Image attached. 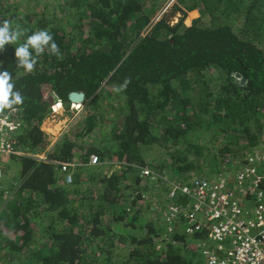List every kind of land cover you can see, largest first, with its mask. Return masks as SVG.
Returning a JSON list of instances; mask_svg holds the SVG:
<instances>
[{
    "label": "trees",
    "instance_id": "16d2710c",
    "mask_svg": "<svg viewBox=\"0 0 264 264\" xmlns=\"http://www.w3.org/2000/svg\"><path fill=\"white\" fill-rule=\"evenodd\" d=\"M167 1L0 0V26L7 20L22 33L0 48V71L10 73L13 92L23 98L0 117L12 109L21 115L17 146L24 153L14 157L17 171L0 177V264H204L191 245L203 235L188 236L182 221L181 233H165L150 221L130 237L117 224L139 221L134 209L155 180L153 165L170 177L207 176L233 158L243 165L258 148L253 129L260 134L264 126V0H175L167 10L184 14L175 25L165 14L154 19ZM194 10L197 17L186 25ZM42 30L59 55L45 47L37 56L30 48L36 64L29 72L18 66L15 50ZM236 73L250 85L237 83ZM45 91L67 108L71 92L85 95L73 138L48 151ZM98 132L103 140L95 144L90 137ZM154 146L162 159H146ZM43 153L45 161L37 157ZM93 156L97 165L88 164ZM114 158L119 172L102 170L101 162ZM73 161L78 165L66 184L57 162ZM185 201L177 196L175 203ZM121 247L130 249L124 257Z\"/></svg>",
    "mask_w": 264,
    "mask_h": 264
},
{
    "label": "built area",
    "instance_id": "2783aa9c",
    "mask_svg": "<svg viewBox=\"0 0 264 264\" xmlns=\"http://www.w3.org/2000/svg\"><path fill=\"white\" fill-rule=\"evenodd\" d=\"M174 1L169 0L171 4ZM166 11L167 8L161 15ZM63 105L61 102L54 103L49 107V115L64 111ZM49 119L48 116V123ZM21 121L22 117L15 109L0 117V157L24 154L17 146L23 130ZM57 122L60 123V118ZM61 124L66 126V121ZM63 138L64 135L58 139L49 138L47 151ZM37 157L42 161L46 159L44 153ZM246 158L230 180L188 179L169 195L172 199L184 197L186 201L182 204L173 202L164 213L162 210L161 218L166 224L182 221L185 234L192 237L203 235L195 244L199 246L197 248L204 264H264V148H256ZM57 163L61 172L65 173V183L70 184L71 169L78 163ZM96 163V156L88 162L89 165ZM141 174L148 176L151 172L143 169Z\"/></svg>",
    "mask_w": 264,
    "mask_h": 264
},
{
    "label": "rangeland",
    "instance_id": "374dc122",
    "mask_svg": "<svg viewBox=\"0 0 264 264\" xmlns=\"http://www.w3.org/2000/svg\"><path fill=\"white\" fill-rule=\"evenodd\" d=\"M43 1H44L43 2L44 4L47 3V5L51 6V5H53L55 0H43ZM24 2H25V0H24ZM24 2H23V4H24ZM24 5H26V4H24ZM54 5L56 6V4H54ZM169 5H171V2H169V0H168L167 3L164 5V8L160 9L158 11V13L155 15L154 19L157 18L159 15H161V12H163V10H165L166 8L168 9ZM195 12H196V10L194 11V13ZM194 13L192 11L188 12V14H187L188 16L184 20V23L186 25H189L191 23L190 18L195 17V16L193 17ZM197 13H198V11H197ZM154 19H153V22H154ZM180 20H181V18H176L175 20H173L171 22V24L175 25L176 23H179ZM108 91H111V90H108ZM63 107H64V111L61 112L62 115L60 116V123L57 122V123H55V125H53V124L51 125L47 121H45L43 123L42 129L44 130V132L48 135V137L50 139H53L54 137H56L58 139L60 137V135H64V137L73 138V132L76 131V128L81 123L83 116L85 114L83 103L82 104H75V105H72L70 103L68 108L65 105H63ZM107 108L108 107H106V109ZM63 121H66V126L64 124H61ZM104 128H106L105 125H103L102 129H104ZM102 129H101V131H103V133H104V130H102ZM258 130H259L258 128L253 129V135L258 137V139L256 138L258 144L255 146L262 149V148H264V146H262L264 144V126H263V129L261 130L260 134H258ZM98 133H101V132H98ZM103 133H101L102 137L99 136L97 138L96 135H94L93 137H90V141H94L96 144L98 140H101V139L103 140ZM216 142L218 144V140ZM160 152H161V150L157 146H154L151 150L149 149L148 152H145L146 159L150 160L152 157H156V156L158 157V160L162 159V157H160ZM14 157L15 156L0 157V166L2 168L1 178L7 179V178L11 177L17 171V167L15 166V162H14ZM245 159H247V158L245 157ZM238 162H239L238 159L233 158L231 160V164L228 165L227 167H225L222 170V172H220V173L214 172L213 174L207 175V176H203V175L194 176V174H192L190 176L189 175L186 176L185 178L176 177V176L170 177V175H168L165 171L162 172V169L159 168V165H153L156 170H154V169L153 170L150 169V170L152 171L153 174L155 173V175H156L155 180L150 179V181H148L149 187L146 191H144L145 193L143 194V197H141V199H139L137 201L136 204H138V206L135 207V209H134V210H138L140 212L139 213L141 215L140 219L138 222H136V224H134V227H131V226L123 227V225L121 223L117 224V227L122 228L120 233H124V235L128 236V237H130V235H134V234L140 235V233H144V232L140 231L139 226L141 224L145 225L146 223H148L150 221H152L154 228L157 227L159 229H162V231L165 230V233L169 232V231H173L174 229H177L175 231H178L179 233H181L182 232L181 226L177 225V222L173 223L171 226H168V225H166V223L161 218L162 217V210L164 213V211L170 205H172L173 202H175L177 200V199L169 198V195H171V192H173L174 189H177L180 185H182L183 183L188 181V179H192V178H196V177H205V178H208L211 180H213V179L223 180V181H225V179L230 180L240 168V164H238ZM98 163H99V161L94 165H97ZM100 165H101L102 170L109 172V173H111V171H113L112 170L113 167H115V169L117 171L120 170V168H121V166H120L121 164H118L116 162L115 158H114V160H109V161L105 160V161L101 162ZM72 173H73V171H72ZM166 180H167V183L165 182ZM129 192L130 191H128V190L123 191L124 194H128ZM149 197H151V199ZM129 201L126 200V202L124 204V209H125V207L127 209L130 207L128 204ZM160 206H162L163 208L160 209ZM166 221H168V220H166ZM176 226H179L180 228L176 227ZM187 240H188V242H191V239L188 236H187ZM191 245H194L195 247L199 248V246L196 245L195 242L191 243ZM158 248H159V250H161L162 245H159ZM119 251L121 253L120 257H124L123 254L129 253L130 249H128L127 247H121Z\"/></svg>",
    "mask_w": 264,
    "mask_h": 264
},
{
    "label": "clouds",
    "instance_id": "9594fccd",
    "mask_svg": "<svg viewBox=\"0 0 264 264\" xmlns=\"http://www.w3.org/2000/svg\"><path fill=\"white\" fill-rule=\"evenodd\" d=\"M22 33L13 30L9 21L5 20L0 26V48L6 43H13L17 41ZM45 47L54 55H59V47L53 41V37L47 30L38 31L28 37L26 43L22 44L15 50V55L19 59L20 67L31 72L36 64V59L33 57L32 52L29 50L34 49L35 53L40 55ZM11 75L7 71H0V113L5 108H10L13 104H20L23 98L19 91L13 92V84L10 83ZM127 81L125 82L126 86Z\"/></svg>",
    "mask_w": 264,
    "mask_h": 264
},
{
    "label": "water",
    "instance_id": "95a60500",
    "mask_svg": "<svg viewBox=\"0 0 264 264\" xmlns=\"http://www.w3.org/2000/svg\"><path fill=\"white\" fill-rule=\"evenodd\" d=\"M194 11H192V12L194 13ZM196 13H197V10L194 13V15L197 17L198 13L197 14ZM164 14H165L164 17L167 19V21L169 23H171L176 18H182L184 16V14L181 11H178V10L172 11L171 9L166 11ZM190 19L192 20L193 18H190ZM235 77H236V82L239 83L240 85H245V84L248 86L250 85V81H247V79L245 77L241 76L240 74L236 73ZM68 100L70 103L82 104L85 101V95L83 93H79V92H71L68 95ZM46 101H47L49 107L55 103L53 96L50 93H48V95L46 97ZM61 115L62 114L59 112L50 114L49 115V118H50L49 123L51 125L52 124L55 125L56 120L59 119ZM112 170H116L115 167H113ZM111 173H112V171H111Z\"/></svg>",
    "mask_w": 264,
    "mask_h": 264
},
{
    "label": "flooded vegetation",
    "instance_id": "af4514ba",
    "mask_svg": "<svg viewBox=\"0 0 264 264\" xmlns=\"http://www.w3.org/2000/svg\"><path fill=\"white\" fill-rule=\"evenodd\" d=\"M170 24H171V23H170ZM171 25H172V24H171ZM43 94L47 97V95H48V91H45Z\"/></svg>",
    "mask_w": 264,
    "mask_h": 264
},
{
    "label": "crops",
    "instance_id": "0c3cea01",
    "mask_svg": "<svg viewBox=\"0 0 264 264\" xmlns=\"http://www.w3.org/2000/svg\"><path fill=\"white\" fill-rule=\"evenodd\" d=\"M196 14H197V13H196ZM194 16H195V15L193 14V17H194ZM195 17H196V16H195ZM195 17H194V18H195ZM263 146H264V144H263Z\"/></svg>",
    "mask_w": 264,
    "mask_h": 264
}]
</instances>
